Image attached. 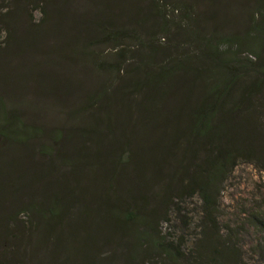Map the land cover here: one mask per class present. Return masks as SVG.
Segmentation results:
<instances>
[{"label": "trees", "instance_id": "1", "mask_svg": "<svg viewBox=\"0 0 264 264\" xmlns=\"http://www.w3.org/2000/svg\"><path fill=\"white\" fill-rule=\"evenodd\" d=\"M81 1L90 5L83 14L70 8L78 0H0V28L6 34L0 47V201L4 195L11 201L25 195L23 210L43 219V230L50 228L59 215L58 201L49 191L44 202L36 175L40 167L31 164L43 156L47 173L53 161L69 166L60 144L63 128L71 125L74 155L87 152L90 165L102 154L114 155L106 180L120 176L124 184L108 186L114 198L107 200L106 214L123 225V237L131 229L133 249L149 247L167 264H182L180 244L161 235L157 225L167 220L171 206L180 208L197 196L204 228L202 262L196 264H242L234 247L219 241L217 220L224 184L235 167L248 162L264 170V1L258 0L260 7L251 14L246 40L176 25L195 45V52L177 56L165 54L140 20L122 22L127 0ZM112 9L119 16L112 17ZM133 42L143 53L138 60L131 55ZM103 44L114 51L101 49ZM27 52L40 53L39 58L28 60ZM49 66L56 72L41 79ZM60 68H69L61 80ZM13 70L35 74L57 97L71 96L66 113L71 121L58 130L40 127L14 102L11 107ZM9 220L0 216V226ZM258 226L264 232L263 220Z\"/></svg>", "mask_w": 264, "mask_h": 264}, {"label": "rangeland", "instance_id": "2", "mask_svg": "<svg viewBox=\"0 0 264 264\" xmlns=\"http://www.w3.org/2000/svg\"><path fill=\"white\" fill-rule=\"evenodd\" d=\"M164 3L168 5L167 8L163 6ZM89 6V3L78 0L70 8L83 14ZM257 7H260L258 0H198L196 4L194 0H127L129 10L121 14L120 19L126 24L131 19L140 20L152 31L151 35L162 43L165 54L177 56L195 49L193 39L187 36L185 28L206 35H236L246 40V32L251 28V14L258 10ZM173 8H178L179 12H173ZM180 10L187 12L188 16L183 18ZM118 12L112 9L110 15L117 17ZM36 15L40 16L39 13ZM165 22L166 31L161 32ZM178 24L185 28L179 30ZM1 29L0 47L4 45L6 36ZM46 44L47 47L51 46L52 40ZM133 45L134 53L131 55L138 60L143 53L138 42H133ZM100 48L106 52L114 51L106 44ZM39 54L27 52L23 57L32 60L39 58ZM68 69L60 68V80L61 76L68 75ZM43 70L41 79L52 78L51 73L56 72L52 66ZM17 71L11 72L16 74L11 107L14 102L13 106L20 109L28 121L40 127H57L58 130L71 121L66 114L71 96L57 97L44 86L43 80L38 82L39 77H35V74H32L34 77L24 76ZM71 128V125L63 128L64 136L60 144L62 154L69 156L66 157L69 166L51 159L54 165L47 173L45 167L49 161L43 156H35L36 164H31L40 167L36 175L40 178L44 202L47 203L49 199V191L51 198L55 197L58 201L57 219L50 222V228L43 230L44 220L32 217L23 210L21 205L27 202L25 195L18 201H11L4 195L0 201V216L8 215L11 220L5 228L0 226V264H167L149 247L133 249L131 229L128 234L124 228L128 237H123V225L120 222L116 225L117 221L107 216V200L114 198L108 186L112 184L121 188L124 184L120 176L108 182L106 180L108 161L114 155L108 157L109 153L102 154L97 165L87 163V152L77 157L73 153L75 135H70ZM3 144L0 139V145ZM49 144L53 145V149L57 148L53 142ZM47 180L50 181L49 185H45ZM152 203L148 206H152ZM179 207L171 206L167 220L159 219L157 228L175 246L180 244L178 252L183 259L182 264L202 262L200 243L204 221L201 201L197 196L188 198ZM258 219L264 221V170L252 163L240 162L221 193L217 234L220 242L234 247L237 259L242 264H264V232L258 226ZM113 229H119L118 233Z\"/></svg>", "mask_w": 264, "mask_h": 264}]
</instances>
